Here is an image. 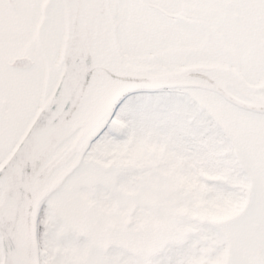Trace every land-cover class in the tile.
<instances>
[{
  "label": "snow or ice",
  "instance_id": "6c2138e0",
  "mask_svg": "<svg viewBox=\"0 0 264 264\" xmlns=\"http://www.w3.org/2000/svg\"><path fill=\"white\" fill-rule=\"evenodd\" d=\"M0 264H264V0H0Z\"/></svg>",
  "mask_w": 264,
  "mask_h": 264
}]
</instances>
